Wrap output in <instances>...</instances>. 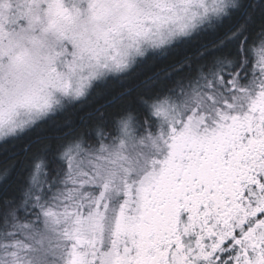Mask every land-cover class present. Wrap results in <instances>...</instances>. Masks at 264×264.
I'll list each match as a JSON object with an SVG mask.
<instances>
[{
	"label": "snow or ice",
	"instance_id": "6c2138e0",
	"mask_svg": "<svg viewBox=\"0 0 264 264\" xmlns=\"http://www.w3.org/2000/svg\"><path fill=\"white\" fill-rule=\"evenodd\" d=\"M0 264H264V0H0Z\"/></svg>",
	"mask_w": 264,
	"mask_h": 264
}]
</instances>
